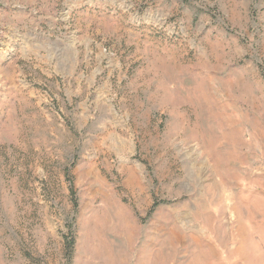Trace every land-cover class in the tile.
<instances>
[{"label": "rangeland", "instance_id": "obj_1", "mask_svg": "<svg viewBox=\"0 0 264 264\" xmlns=\"http://www.w3.org/2000/svg\"><path fill=\"white\" fill-rule=\"evenodd\" d=\"M0 264H264V0H0Z\"/></svg>", "mask_w": 264, "mask_h": 264}, {"label": "trees", "instance_id": "obj_2", "mask_svg": "<svg viewBox=\"0 0 264 264\" xmlns=\"http://www.w3.org/2000/svg\"><path fill=\"white\" fill-rule=\"evenodd\" d=\"M73 238L71 237V239H70V241L67 243L68 245H70V246H73Z\"/></svg>", "mask_w": 264, "mask_h": 264}]
</instances>
